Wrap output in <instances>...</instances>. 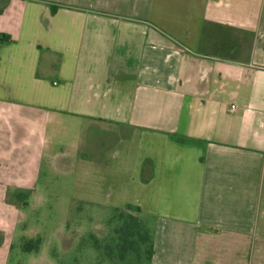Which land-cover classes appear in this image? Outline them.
<instances>
[{"label": "crops", "instance_id": "1", "mask_svg": "<svg viewBox=\"0 0 264 264\" xmlns=\"http://www.w3.org/2000/svg\"><path fill=\"white\" fill-rule=\"evenodd\" d=\"M58 181L150 264H264V0H0V264Z\"/></svg>", "mask_w": 264, "mask_h": 264}, {"label": "rangeland", "instance_id": "2", "mask_svg": "<svg viewBox=\"0 0 264 264\" xmlns=\"http://www.w3.org/2000/svg\"><path fill=\"white\" fill-rule=\"evenodd\" d=\"M94 135L96 140L106 137V133L95 132ZM65 137V140H70L69 129ZM127 159H124L125 164ZM117 161L113 159L111 162L116 164ZM42 171L51 173V165L44 163ZM42 181L47 180L41 178ZM66 181H58L61 186L65 184L60 187L61 190L51 188L42 190V194L39 191L37 196L27 197L28 206L24 208L26 220L14 237L8 264H113L104 246L113 232L110 218L120 209L118 205L121 201L112 199V204H108L109 200L100 197L99 185L94 181L87 185L97 196L90 198L76 194L74 197L66 187ZM28 238L41 240L39 251L27 252L23 249ZM97 243L100 249L96 247ZM117 264H121L120 261ZM140 264H147L145 258Z\"/></svg>", "mask_w": 264, "mask_h": 264}, {"label": "trees", "instance_id": "3", "mask_svg": "<svg viewBox=\"0 0 264 264\" xmlns=\"http://www.w3.org/2000/svg\"><path fill=\"white\" fill-rule=\"evenodd\" d=\"M52 11H57L52 7ZM28 196H19L27 204ZM141 209L127 205L125 209H118L116 215L110 218L109 223L113 226V232L108 236L104 249L108 259L113 264L120 261L121 264H140L145 258L150 264L153 257L154 243L153 234L149 227L140 217ZM41 240L28 238L24 241L23 249L27 252H36L40 249ZM100 249V245L96 246Z\"/></svg>", "mask_w": 264, "mask_h": 264}, {"label": "built area", "instance_id": "4", "mask_svg": "<svg viewBox=\"0 0 264 264\" xmlns=\"http://www.w3.org/2000/svg\"><path fill=\"white\" fill-rule=\"evenodd\" d=\"M231 109H232V110H234V109H235V107H234V106H232V107H231Z\"/></svg>", "mask_w": 264, "mask_h": 264}]
</instances>
